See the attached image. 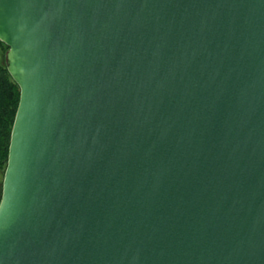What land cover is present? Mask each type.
Listing matches in <instances>:
<instances>
[{
	"label": "water",
	"instance_id": "95a60500",
	"mask_svg": "<svg viewBox=\"0 0 264 264\" xmlns=\"http://www.w3.org/2000/svg\"><path fill=\"white\" fill-rule=\"evenodd\" d=\"M0 39V264H264V0H0Z\"/></svg>",
	"mask_w": 264,
	"mask_h": 264
},
{
	"label": "trees",
	"instance_id": "16d2710c",
	"mask_svg": "<svg viewBox=\"0 0 264 264\" xmlns=\"http://www.w3.org/2000/svg\"><path fill=\"white\" fill-rule=\"evenodd\" d=\"M8 45L0 39V174L5 171L12 126L20 98V87L8 70Z\"/></svg>",
	"mask_w": 264,
	"mask_h": 264
},
{
	"label": "rangeland",
	"instance_id": "374dc122",
	"mask_svg": "<svg viewBox=\"0 0 264 264\" xmlns=\"http://www.w3.org/2000/svg\"><path fill=\"white\" fill-rule=\"evenodd\" d=\"M3 173L0 174V197H1V193H2V181H3Z\"/></svg>",
	"mask_w": 264,
	"mask_h": 264
}]
</instances>
